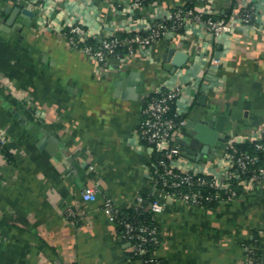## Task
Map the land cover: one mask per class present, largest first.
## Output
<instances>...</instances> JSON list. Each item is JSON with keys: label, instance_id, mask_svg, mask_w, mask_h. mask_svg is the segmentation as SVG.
Segmentation results:
<instances>
[{"label": "crops", "instance_id": "obj_1", "mask_svg": "<svg viewBox=\"0 0 264 264\" xmlns=\"http://www.w3.org/2000/svg\"><path fill=\"white\" fill-rule=\"evenodd\" d=\"M189 1L0 0V132L8 137L0 155V264H140L103 204L110 198L128 208L151 188L153 148L139 124L146 99L161 89L182 88L180 146H202L184 140L190 121H212L224 133L196 158L181 150L180 168L218 173L235 141L264 134V0H236L254 5L250 22L229 21L230 30L214 36L192 21L112 58L106 70L62 31L80 21L98 37L122 34ZM198 5L228 20L234 1ZM17 7L34 13L11 19ZM177 52L186 58L176 67ZM89 186L94 200L83 197ZM157 219V254L168 264H244L255 232L264 247V185L215 207L168 196Z\"/></svg>", "mask_w": 264, "mask_h": 264}, {"label": "built area", "instance_id": "obj_2", "mask_svg": "<svg viewBox=\"0 0 264 264\" xmlns=\"http://www.w3.org/2000/svg\"><path fill=\"white\" fill-rule=\"evenodd\" d=\"M204 0H190L187 3L174 8L167 14H158L153 17L142 29L130 31L126 34H111L98 37L92 34L80 21H74L68 26L62 27L70 44L84 51L92 57L98 65L106 70L111 64L112 58L124 59L135 51L145 49L167 35L170 31L184 28L189 22L203 23L214 36L230 30L229 21L250 22L254 15V5L240 6L237 1L228 16V20L214 17L210 12L201 9L198 3ZM132 6H140L143 0H130ZM182 88L161 89L158 94L152 95L145 102L142 110V118L139 124V136L148 146L161 153L158 162L152 163L151 192L153 198L145 205L147 210L157 219L165 206V198L176 196L191 204L201 205L205 201L216 200L218 204H227L240 194V190H248L256 185H264V164H258L259 154L257 150H264V134L251 140L256 141V151L248 150L240 152H228L226 161L218 173H211L197 169H183L177 166V160L181 155L178 144L179 129L182 119H178V112H171L172 104H176ZM8 137L0 132V155L6 147ZM206 175H210L208 178ZM235 181L241 189L235 186ZM198 185H209L213 192L204 193ZM187 186L186 189L182 188ZM169 190H168V189ZM96 189L93 186L85 188L83 197L86 200L96 198ZM143 195L138 194L134 204L144 206ZM104 211L111 220L123 224L122 236L132 244L135 254L139 255L140 264H168L157 254L160 246L161 229L156 223L135 224L129 218H119L120 207L110 198H106L103 204ZM69 215H75L76 210L72 206L66 208ZM255 246L246 244V258L244 264H253L252 255ZM258 264H264L258 261Z\"/></svg>", "mask_w": 264, "mask_h": 264}, {"label": "trees", "instance_id": "obj_3", "mask_svg": "<svg viewBox=\"0 0 264 264\" xmlns=\"http://www.w3.org/2000/svg\"><path fill=\"white\" fill-rule=\"evenodd\" d=\"M233 1H234V6H235L236 0H233ZM144 2H145V0H143V3ZM187 4L190 5L191 3H187ZM234 6L232 7V9L234 8ZM232 9L230 10V12L232 11ZM230 12L227 14V17L229 16ZM179 29H182V28H179ZM126 33H131V32H126ZM126 33H122V34H126ZM155 94H158V92L153 93L150 96L155 95ZM148 98L146 99V101L148 100ZM171 112L172 113L175 112V104H172ZM178 119H181V116H178ZM5 150H6V147H4V149L1 151V154H4ZM245 150L255 152L257 150L256 149V141L255 140L235 141L233 143L232 147L230 148L229 152H237L238 153L240 151H245ZM256 153L259 154L260 160L255 166H258V164H264V150H260V151L257 150ZM160 156H161V153L154 148L153 152H152V161L151 162L152 163L158 162V158ZM151 168H152V170L154 169L153 166ZM206 176L208 178H210V175H206ZM235 186L238 187L239 189H241V186H239L237 181H235ZM198 187H201V189L204 191V193H210V192L214 191L213 188L209 185H198ZM182 188L186 189L187 186H183ZM241 192L242 191L240 190L239 193L241 194ZM140 194L143 195V197L145 199L144 206H137L136 204H133L132 206H130L128 208H120L119 218H129L135 224L156 223L160 227L158 220L154 219V214L150 210H147L145 208V205L148 203V201L153 198V195H152L150 188H146V189L141 190ZM217 205H218V202L216 200L205 201L201 204V206H208V207H215ZM116 223H117L118 227L120 228V232L122 234L123 229H124L123 224L120 223L119 221H117ZM257 235L258 234L255 232L254 236L251 239H249L247 242V244H253L255 246V249L252 253V255L254 256V259H255L253 264H258V261L264 262V247L261 246L260 240L258 239ZM162 237H163V235H162V231H161V240H162ZM158 248L159 247H157L155 250H158ZM132 250H133V248H132ZM132 253L135 257H137L139 259L140 256L135 254L134 250L132 251Z\"/></svg>", "mask_w": 264, "mask_h": 264}, {"label": "water", "instance_id": "obj_4", "mask_svg": "<svg viewBox=\"0 0 264 264\" xmlns=\"http://www.w3.org/2000/svg\"><path fill=\"white\" fill-rule=\"evenodd\" d=\"M23 11L27 14L33 15L34 11L26 8L17 7L11 14V19L16 17V14L19 11ZM20 19V18H19ZM27 23V21H24ZM186 54L183 52H177L174 56L173 63L177 67L178 65L183 64L185 61ZM191 128L190 133L184 138L186 142H192L193 140H200L202 142V146L200 149L194 148L190 146V144L181 145V150L183 154L191 156L192 158H196L197 154L200 152L208 153V149L213 145L215 146L218 140H222L224 137V133L220 132L218 127L210 121V122H202V121H190L187 123Z\"/></svg>", "mask_w": 264, "mask_h": 264}]
</instances>
